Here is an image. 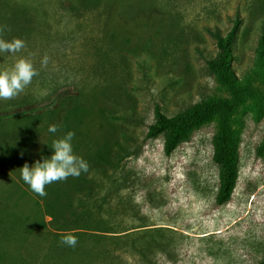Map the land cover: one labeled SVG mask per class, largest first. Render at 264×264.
<instances>
[{
    "label": "rangeland",
    "instance_id": "1",
    "mask_svg": "<svg viewBox=\"0 0 264 264\" xmlns=\"http://www.w3.org/2000/svg\"><path fill=\"white\" fill-rule=\"evenodd\" d=\"M237 16L232 66L239 87L264 92V0H0L3 38L25 42L19 52H0V71L20 58L38 71L18 96L0 99V107L40 115L0 122V264L47 247L54 230L45 201L78 196L76 182L125 185L116 196L128 211L110 232L125 231L126 246L153 245L143 258L118 251L110 264L264 262V99H250L234 117L239 178L226 205L216 202L218 117L170 156L164 135L147 138L157 106L174 116L228 97L207 67L217 52L208 29L226 33ZM69 131L73 153L89 169L46 185L41 197L20 168L50 158L53 141ZM102 240L100 250L112 248V240Z\"/></svg>",
    "mask_w": 264,
    "mask_h": 264
},
{
    "label": "trees",
    "instance_id": "2",
    "mask_svg": "<svg viewBox=\"0 0 264 264\" xmlns=\"http://www.w3.org/2000/svg\"><path fill=\"white\" fill-rule=\"evenodd\" d=\"M241 24L242 19L237 16L226 33L218 28L208 29V33L216 42L217 52L213 58L207 60V67L227 89L228 97L202 100L174 116H168L157 106L155 121L147 132L148 139L165 136L164 152L170 156L181 144L189 142L194 132L202 125L215 117L219 118V130L213 139V162L219 169L216 202L220 206L230 202L239 178V153L232 130L234 117L250 99H264V92L253 88H240L233 70L235 42ZM261 41L264 44V35ZM39 117L40 115L35 116L28 111L14 112L0 107V122L12 118L32 121ZM259 155L264 156V142L259 148ZM98 160L108 164L113 161L111 156L107 155H99ZM86 183L76 182L74 187L78 196L74 198L65 201L54 194L45 201V211L52 218L50 225L54 230L47 247L28 248L26 253H18L19 260L11 264H110L109 260L118 256V251L141 258L152 253V243L137 241L126 246L127 235H120L125 231L110 232L115 226L122 225L120 218L128 211L126 200L122 196H116L122 195L126 189L125 185L119 184L120 182H106L100 186L97 182L94 188ZM67 234L77 237L78 243L75 247L61 242L62 237ZM102 239L112 240V248L100 250ZM88 243L93 244V247H89Z\"/></svg>",
    "mask_w": 264,
    "mask_h": 264
},
{
    "label": "clouds",
    "instance_id": "3",
    "mask_svg": "<svg viewBox=\"0 0 264 264\" xmlns=\"http://www.w3.org/2000/svg\"><path fill=\"white\" fill-rule=\"evenodd\" d=\"M6 26H0V52H19L25 47V42L19 38L5 40L3 32ZM48 57L42 60V66H46ZM38 75L32 62L25 58L18 59L10 69L0 71V99L10 100L18 96L28 86L33 77ZM48 131L55 133L57 125H49ZM74 132L69 131L63 138L56 139L52 143L53 154L50 158L44 157L43 161L37 160L31 167L25 163L20 168L22 180L30 186L31 190L43 197L47 193L45 186L53 182L62 181L69 176L78 177L81 172H87L88 162L75 155L72 148ZM61 242L69 247H75L78 239L73 234L62 237Z\"/></svg>",
    "mask_w": 264,
    "mask_h": 264
}]
</instances>
